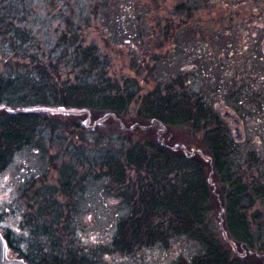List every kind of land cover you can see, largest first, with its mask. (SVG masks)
I'll use <instances>...</instances> for the list:
<instances>
[{
	"label": "rangeland",
	"instance_id": "374dc122",
	"mask_svg": "<svg viewBox=\"0 0 264 264\" xmlns=\"http://www.w3.org/2000/svg\"><path fill=\"white\" fill-rule=\"evenodd\" d=\"M3 1L6 5L19 1L23 7L18 8L21 12L17 20L0 22V73L22 71L19 67L26 70L25 64L29 63L9 53L11 42L6 33L11 20L30 33L33 52H43L39 62L45 61L48 67L50 55L57 63L61 49H54L59 48L64 35L84 45H95L102 61L108 62L105 69L112 86L110 95L121 93L132 98L124 120L114 117V121L108 118L99 123L103 116L90 114L91 122L87 124V114L79 115L82 117L73 118L70 127L54 130L52 135L45 133L46 142H36L16 153L0 172V230L11 241L9 254L32 263L44 260V264L72 255L85 257V264H191L189 259L203 247L187 236L165 238L148 248L135 246L132 254H125L115 245L121 242L114 239L118 236V220L129 209L120 196L118 182L103 178L107 169L101 170L93 163L89 167L86 157L108 153L117 156L124 146L152 142L151 136L172 148L200 147L197 143L203 132L189 126L164 127L161 141L158 126L154 125L155 130L152 125H138L142 98L159 89V85L162 88L182 81L181 88L184 85L189 92L202 91L211 104L215 122L221 123L235 142L233 147L239 155L235 170L242 184L249 187L251 180L258 179V170L264 171V164H260L264 161V140L255 119L242 114L247 112L243 106L237 108L224 85L229 82V71L236 77L237 87L241 86L240 76L246 69L244 49L258 56L263 54V45L257 43L259 47H255L256 40L248 36L252 39L260 30V21L251 16L264 13V0H0ZM57 66L56 70L50 66L56 86L79 83L71 67L64 63ZM194 66L196 69H191ZM249 70L257 71L256 67ZM104 110L101 107L95 113L105 114ZM227 110L242 122L244 140L240 142L235 140L236 126L224 117ZM41 112L62 118L68 115ZM74 154H79L80 159ZM128 173L131 187L139 186L142 180L149 181L146 174L135 169L128 168ZM212 175L206 180L213 185L220 202L219 189L227 187L220 181L217 187ZM260 185L264 187V182ZM251 191L247 193L251 198L244 203L253 205L245 214L254 232L264 231V196L257 198ZM216 203L212 201L208 220L217 241L241 264H264V258L241 247L236 246L235 251L242 255L234 251L223 233L225 207L218 203V208ZM41 216L43 221H39ZM30 223L40 226L37 234L31 232L34 228ZM46 228L52 235L43 237Z\"/></svg>",
	"mask_w": 264,
	"mask_h": 264
},
{
	"label": "trees",
	"instance_id": "16d2710c",
	"mask_svg": "<svg viewBox=\"0 0 264 264\" xmlns=\"http://www.w3.org/2000/svg\"><path fill=\"white\" fill-rule=\"evenodd\" d=\"M15 2L9 5L5 1L0 2V22L7 18L17 20V15L21 12L18 8L23 5L19 1ZM1 6L6 10L3 11ZM10 21L7 23L9 27L6 33L11 42L9 53H14L11 57L26 59L29 63L25 64L26 70L19 67L22 71L0 73V105L9 108L7 113L3 112L5 108L0 111V172L8 167L13 156L23 148L35 146L36 142H46L43 139L45 133L52 135L54 130L70 127L73 118L82 117L68 114L62 118L41 111L25 112L21 109L50 105L55 108L87 109L93 111L91 114L97 118L113 113L116 119L120 118L122 121L132 101L131 95H110L112 86L109 84L106 67L108 62L102 61V55L95 45H84L77 38L64 35L59 48L54 49L55 52L61 49L56 56L57 63H53L54 59L50 55L46 60L49 61L48 67L45 61L44 64L39 62L43 52H33L34 42L30 33L20 29L18 22ZM24 28L27 26L24 25ZM61 63L71 67L78 84L70 85L66 82L58 87L53 83L50 66L56 70ZM182 83H169L162 88L159 85V89L143 97L141 113L137 116L141 121L138 125L189 126L203 132L202 139L197 143L200 147L183 145L185 148L174 150L168 143H157L151 136L152 142L124 146L117 156L108 153L86 157L89 167L93 163L101 170L107 169L103 178L109 182H118L120 196L129 209L118 220V236L114 239L121 242L115 245L121 247L125 254H132L135 246L145 245L148 248L159 241L163 242L165 238L187 236L203 247L202 252L189 259L191 264H241L217 241L216 233L209 227L208 212L212 201H215L216 207H225L226 217L221 220L224 225L223 233L227 234L229 242L235 243L237 248L252 252V255L264 258V231H253L245 214L253 202L248 205L244 203L251 198L247 195L251 189L255 197L264 196V187L260 185L262 182L258 177L251 180L249 187L242 184L235 170L239 156L233 147L235 142L229 139L227 130L224 131L221 123L215 122L211 114L212 106L206 102L203 92H189L184 85L181 88ZM230 83V96L237 108L241 109L247 100H243L244 95L241 87H237L236 77L233 76ZM254 100L253 95L250 101L254 103ZM101 107L106 113H95ZM242 114L252 116L256 128L260 129L258 123L263 119L264 113ZM113 118L110 117L109 120L114 121ZM75 126L79 124L75 123ZM259 135L264 140V131L260 130ZM71 152L73 154V150ZM188 152L193 154L188 155ZM72 156L76 159L80 157L79 154ZM128 168L146 174L149 181L142 180L139 186L131 187L128 184ZM211 175L217 187L219 181L227 187L219 189L220 202L213 192V185L209 179L206 180ZM42 219L41 216L39 221H43ZM30 226L34 228L31 232L37 234L40 226L34 227L32 223ZM42 232L43 237L52 235L47 228ZM238 255L242 254L238 252ZM84 259L85 257L72 255L66 260L55 258L50 262L85 264ZM42 261L39 260L38 264H44L45 261Z\"/></svg>",
	"mask_w": 264,
	"mask_h": 264
},
{
	"label": "flooded vegetation",
	"instance_id": "af4514ba",
	"mask_svg": "<svg viewBox=\"0 0 264 264\" xmlns=\"http://www.w3.org/2000/svg\"><path fill=\"white\" fill-rule=\"evenodd\" d=\"M251 17H254L255 21H260V24L257 26L260 28L259 31L255 32L252 35V39L251 36H248V38L250 40H256L254 42L253 45H255V47H259L257 43H260L262 46V50L264 48V13L262 14H254ZM246 46H248L246 44ZM247 50V49H246ZM245 51L244 56L242 57L245 61H244V66H245V71L243 73L242 76H240V80H241V92L244 95L243 96V100H247L244 102L243 104V108L245 110V112L247 113H264V50H263V54H252L251 52L248 53V51ZM216 61V58H215ZM252 67H256L257 71L256 72H252L249 69H251ZM187 68H185L184 70H187ZM191 69L195 70L196 67H192ZM250 73H255V75L252 77H250ZM226 74V72H225ZM229 71H227V80L229 81L227 84L224 85V90L226 92H230L232 89V85L230 83V80H232L234 74H230ZM235 77V76H234ZM255 97V100L253 101L254 103H252L250 101L251 96ZM247 102V103H246ZM250 107H253V109H249ZM224 113H231L233 116L231 118H228L231 122V124L234 125L235 127V117L236 115L227 110ZM263 119L260 120V130L263 132L264 131V115L262 116ZM237 118V117H236ZM240 121V120H239ZM241 124L242 122L240 121V128H241ZM156 126V125H155ZM155 126H152L153 128ZM159 129V139L162 141V135L164 134V127L163 126H158ZM157 127H155L154 129L156 130ZM244 137V135H243ZM261 165L264 164V161L262 159V163H260ZM259 179L260 181L263 183L264 182V171L262 169H259ZM0 235L2 236L3 240L5 241L6 244V250H5V258L8 261H17V260H22L25 264H38V263H32L27 261L25 258L23 257H19L15 252V256H11L9 253L12 250V246H11V241L9 239V236L5 233H3L0 230ZM159 243H162V241H159Z\"/></svg>",
	"mask_w": 264,
	"mask_h": 264
},
{
	"label": "water",
	"instance_id": "95a60500",
	"mask_svg": "<svg viewBox=\"0 0 264 264\" xmlns=\"http://www.w3.org/2000/svg\"><path fill=\"white\" fill-rule=\"evenodd\" d=\"M5 108V109H4ZM8 110L9 108L5 107L4 105H0V110ZM21 111H25V112H33V111H49L50 113H64V114H76V115H84L87 114L88 118H87V124H90L91 122V117L89 113V110L87 109H82V110H78V109H69V108H55V107H50V106H39V107H33V108H23L21 109ZM225 117H232L233 115L231 113H225L224 115ZM109 117H116L115 114L113 113H107L106 115H104L101 119L98 120L99 121H103L105 119H108ZM234 117V116H233ZM236 121V129H235V140L236 141H242L243 140V134L241 132V129L239 127V123L240 121L238 119L235 120ZM97 121L94 123V125H96L98 123ZM185 148V146H175L174 150H177L178 148ZM193 153L188 152V155H191ZM207 160H209L208 158H206ZM224 235L226 237V239L228 240L227 234L224 232ZM230 243L234 246V248L236 249V245L235 243L231 242ZM5 250H6V244L5 241L3 240L2 236L0 235V264H25L22 260H17V261H8L5 258Z\"/></svg>",
	"mask_w": 264,
	"mask_h": 264
}]
</instances>
